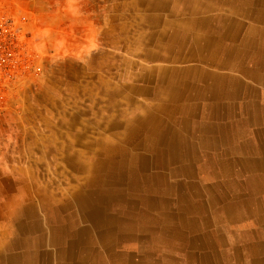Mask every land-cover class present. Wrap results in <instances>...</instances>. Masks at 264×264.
<instances>
[{"label":"crops","instance_id":"0c3cea01","mask_svg":"<svg viewBox=\"0 0 264 264\" xmlns=\"http://www.w3.org/2000/svg\"><path fill=\"white\" fill-rule=\"evenodd\" d=\"M16 1L29 5L31 1H37L39 5L31 8L39 9L43 15L47 14L46 0ZM143 1L147 0H134L130 5L125 1L124 5L115 9L111 6L96 9L95 5L89 6L90 0L80 1L83 5L87 3L84 10L87 9L88 14H93L94 27L96 28V21L102 23L100 28L104 31V38L110 41L109 44H115L123 53L118 56L100 57L110 63H117L116 69L112 70L110 66V69L103 73H94L96 77L93 79V92L103 94V106L94 108V111L89 113L86 125L82 122L81 114L67 118L61 114L58 92H55V103L49 102L53 95L46 98L47 112L43 118L44 128L40 135L43 136V141L49 143L67 142L66 145L55 147L51 152L52 156L65 157V163L72 159L68 167L82 178L74 179L64 191L50 189L48 183L41 184L38 188L32 183L25 185L27 196L41 194L39 199L43 201V208L39 209L37 216L20 215L23 221L29 222V226L31 223L40 225L45 222L50 211L59 219L53 221L50 226L44 224L32 232L25 230L28 236L23 231L25 235H21V240L17 241L19 245L0 251V264H52L50 258H54L58 247L73 249L61 236L62 226L73 233L85 226L91 230L89 238L84 232L76 238L77 246L73 249V259L77 262L95 264L92 253H98L99 249L106 255L112 254L114 247H105L104 242L106 238L113 239L115 233L105 231L104 227H91L88 223L90 221L83 216L89 211L88 207L83 209V213L82 210L74 211L76 220L69 221V212L63 209L68 199L62 197L60 192L64 195L74 194L78 185H84L82 179L89 175L85 169L93 158L96 160L110 157L109 165L106 164L100 172L101 177L108 178L107 175L113 170V163L120 159L121 155L117 152L121 148L129 152V155L147 157L148 173L160 171L167 174L168 171L162 168V163L167 167L165 156L178 158L177 163H174V166L178 167H183L181 160L187 156L203 157L204 163L208 162L205 159H210L212 169L205 168L206 173L214 174L209 178L210 184L221 176L228 178L230 176L226 174H232V177L228 178L231 182L220 184L223 188L212 186L208 189L210 193L211 190L214 192L212 196H216L217 200L226 199L221 189H224L223 193L227 190L244 193L249 184L247 180L254 175L258 177V181L253 186L249 185V188L258 187L263 190L264 195V1L247 0L246 4L242 5L243 0H157V6L153 8L155 13L152 16L151 35L155 49L152 54L144 56L130 55L129 30L137 33V27L143 24L140 17L145 14L142 12L145 10L146 14H150L149 9L143 6ZM118 11L120 16H117ZM129 12L135 15L134 22L130 25L127 19ZM139 12L142 14L136 17ZM147 32L135 34L133 40L136 42L138 37ZM248 37L250 42L256 45L246 44ZM96 58L95 55L88 57V61L92 60L95 66ZM188 68L190 70H184ZM250 69H253L251 73ZM73 74L79 75V71L61 70L55 83L56 91L63 87L71 88ZM148 112L161 113L166 117L164 121L167 124L157 126L142 123L141 119L145 118ZM27 135L33 136L32 133ZM108 148L112 156L105 155ZM80 156L89 157L82 162L78 159ZM240 158L247 159L252 164L263 163L262 168L258 170L252 165L253 169H244L238 164L235 165L234 161ZM216 161L222 164L221 168L215 167ZM88 184L86 195L89 196L84 200L90 201V209L91 204H102L103 198H99L98 193H111L114 198H118L119 194H126L124 187L111 186L103 193L96 186ZM259 195L260 193L257 199H254V205L258 202L264 209V196ZM33 201L36 199L26 198L21 194L17 204L38 206ZM202 202L207 214H188L185 217V231L178 238L171 237L168 240L170 248L166 249L157 241L152 242L155 247L144 246V251L155 254L152 262L166 264L164 256L168 255L167 264H264V227L258 222L263 221L264 217L260 212L256 215L255 211H252V215L246 216L239 213L234 201L216 203L217 205L212 203V207L207 198ZM170 203L168 199V204ZM228 207L231 209L230 213L227 212ZM117 215L121 227L128 226L124 215L121 212ZM172 225H176L175 220ZM45 229L47 232H44ZM153 233L158 234L159 230L155 229ZM139 234L143 235L141 231ZM42 236L44 238L41 240ZM182 237L187 241H183ZM35 238H40L38 245L36 242L32 243ZM203 239H210L211 245L204 244ZM88 240L97 248L84 246L89 244ZM123 240L119 238L115 244ZM257 243L263 244L260 249H256ZM85 253L91 256H84L87 258L84 262L78 260L80 256H75Z\"/></svg>","mask_w":264,"mask_h":264},{"label":"rangeland","instance_id":"374dc122","mask_svg":"<svg viewBox=\"0 0 264 264\" xmlns=\"http://www.w3.org/2000/svg\"><path fill=\"white\" fill-rule=\"evenodd\" d=\"M80 1L46 0L45 15L39 9L31 8L39 5L37 1H31V5L17 1L22 7L31 8V15L34 18L43 19V28L37 27L35 31L40 39L42 37L45 39L47 58L42 75L19 81L0 97V251L19 245L17 241L21 240V235H25L23 233L27 231L25 226H29V222L23 221L24 215L22 217L14 211L25 185L32 183L38 188L41 184L53 182L54 185L48 186L50 189L64 191L74 179L82 178L68 167L64 162L65 157L52 156L51 152L55 147L66 145L67 142L49 143L43 141L44 138L40 135L44 128L43 118L47 112L46 98L53 95L49 102L55 103L57 100L55 92H58L61 114L65 118L81 114L82 122L86 125V117L89 113L93 112L94 108L103 106V94L93 92L95 75L109 70L110 66L112 70L116 69L117 63L114 61L110 63L100 57L118 56L123 53L115 44H109L110 41L104 38V31L100 28L102 23L96 21V28L94 27L93 14H88L87 9L84 10L87 3L84 7ZM125 1L130 5L134 0H90L89 6L95 5L96 9L101 6H111L115 9L124 5ZM142 4L149 9L150 14H146L145 10L142 12L145 14L140 17L143 24H139L137 33L132 29L129 30L128 54L130 55L144 56V54H152L155 49L151 35L152 16L155 13L153 8L157 6V0L143 1ZM142 13L139 12L136 17ZM118 15L120 16L119 11ZM134 16L128 13L129 25L134 22ZM101 18H103L102 14ZM142 32L147 33L138 37L135 42L134 35H140ZM112 43H114L113 38ZM94 55L97 57L95 66L92 60L88 61V57ZM61 70L68 72L78 70L79 75L73 74L71 88L63 87L56 91L55 83ZM28 133H32L33 136L29 137ZM87 157L89 156L77 158L83 162Z\"/></svg>","mask_w":264,"mask_h":264},{"label":"bare ground","instance_id":"6f19581e","mask_svg":"<svg viewBox=\"0 0 264 264\" xmlns=\"http://www.w3.org/2000/svg\"><path fill=\"white\" fill-rule=\"evenodd\" d=\"M246 1L247 0H243L242 5L246 4ZM255 1H258V0H255ZM258 4H260V3H257V5ZM261 4H262V2H261ZM243 8H246V7L243 6ZM260 14H262V13H260ZM258 35H259V33L257 34V36ZM247 43L252 44V45H256V44H253L250 42V37L247 38L246 44ZM257 47L259 48L258 45H257ZM262 51L264 53V48H262ZM184 70H190V69L188 68V69H184ZM252 71H253V69L249 70L250 73ZM254 72H256V71H254ZM165 118L166 117L164 115H162L161 113L154 114L152 112H148L146 117L141 119V121H142V123H145V124H151V125H157L158 126V124H163V123L167 124L164 121ZM161 135H163V134H161ZM197 138H198V136H197ZM154 142H155V139H154ZM215 143H216V141H215ZM185 146H186V144H185ZM200 146H199V148H200ZM259 146H261V144ZM107 150L108 151L105 152V155H111V154H109V148ZM177 152H178V149H177ZM113 153H115V152H113ZM117 153L119 155H121V156H119L120 159H118L115 163H113V165H112L113 170H112L110 175H107V176H109L108 178L101 177L100 172L102 171V169L104 168V166L106 164L109 165L110 157L100 158V159H96V160L93 158L91 163H89V166L85 169L89 175H86V178L82 179L84 181V185H78V187H77L78 189L75 191L74 194L73 193L72 194L67 193V195H64L62 192H60L62 197H64L65 199H68L66 201V203L63 205V209L68 210L69 221H70V219L76 220V217H74V215H75L74 211L81 212V210H82V213H83V209L85 207H88L89 211L84 213L83 216L88 221L91 222V223L88 222L91 225V227H96V228H99V227L103 228L104 227L105 231H108L109 233L111 232V234L115 233L113 239H111L112 237L110 239L106 238V242H104L105 247L110 246V245L113 246L114 252L112 254L106 255L100 249H99L98 253L93 251L92 259L94 260L93 263H95V264L97 262L100 264H117L118 262H121V261H123L124 264H141V263H143V264H155L152 262L154 257H155V254L148 253L149 251L148 252L144 251V246L148 245L149 247H155V245L152 244V242L157 241L161 246H163L167 249L170 246V243L168 242V240H170L171 237L178 238L179 235L181 236V233H183L185 231V229H186L185 217L188 214H193V215H197V216H203V214H207L205 211V208L202 206V204H203L202 201H203V199H206V198L209 201L211 207L213 205L212 203L220 204L222 202H227V201L233 202L234 201V202H236V208L240 211L239 213H242V214H245L246 216H249V215H252V211H255L256 215H257V213L260 212V214L264 217V209H263V207H261L260 203L258 205V202H257L256 205H254V199H257V196L259 193H260L259 197L264 196L262 193L263 190L262 189L260 190V188H258V187L249 188V185L253 186L255 183H257L258 177L256 175L251 176L247 180L249 182V184L247 185L248 187L245 188L244 193H242V192L240 193V191L235 192L232 190H230V191L227 190V191H224V193H223L222 191L224 189L220 188L222 190L221 191L222 195L225 196L226 199L217 200L216 196H212L214 192L211 190L212 193H210V191L208 189H211L212 186L222 187L220 185L222 182L223 183L231 182V180H229L228 178H231L232 174H226L227 176H230L228 178H223L220 175L221 176L220 179H218L217 181L213 180V182H215V183L211 182V184H210L209 178H210V176H214V174L212 173V175H211L210 172L206 173V171H205V168H206V170L212 169L211 164H209V163H211L210 159L209 160L205 159V161H208V162L204 163L203 159H202L203 157H196V156H189L188 157L187 156L185 159L181 160L183 167H178L176 165L174 166V163H177V160H179L178 158H175V157L170 158L168 156H165L164 162L166 163L167 167H165L162 163V168L168 172H167V174H163L160 171H153L151 173H148V164H147L148 158L147 157L139 156L138 154L137 155H134V154L129 155L128 154L129 152L127 153L124 148H121L120 150H118ZM160 159L162 160V158H160ZM68 160L69 161H67L66 163L71 164L70 160H72V159H68ZM234 162H235V165L238 164V165L242 166L244 169H250V168L253 169L252 165H254L255 168H257V169L262 168V164H263V163L262 164L261 163L252 164L251 161H248L247 159H244V158L243 159L240 158L238 161H234ZM214 165H215V167H218V168L222 167V164L218 161H216V163H214ZM231 165H232V163H231ZM56 170H58V169H56ZM29 172H31V171H29ZM88 182H89V184H88ZM48 184L54 185L55 183L49 182ZM86 184H88V185L91 184V185L96 186L103 193H106V191L111 186L122 187V188L124 187V189L126 190V194H122V195L119 194L118 198H114V196L112 197L110 195L111 193L101 195L97 192L98 197L103 198V202L101 205L91 204L92 208L90 209L88 206L90 201L84 200L86 197L89 196V195H86V193H87ZM107 185H109V186H107ZM27 191L28 190L26 187L22 190L24 197L35 198L36 201H33V202L36 203L38 206H35V205L22 206L21 204H17L15 209H14L15 214L30 216V217L37 216V215H39V209L43 208V205H42L43 201H41L39 199L41 194L27 196ZM122 191L125 192L124 190H122ZM168 199L171 201L170 204H168ZM250 202H253V203H250ZM26 207H30V208L26 209ZM227 210H228L227 211L228 213L231 212V209L229 207L227 208ZM119 212H121L122 215H124V217H125L124 220L127 221L126 223L128 226L121 227V225L118 223V221H117L118 215L117 214H119ZM235 216H236V214H235ZM57 219H59L58 216H54V212L50 211L49 215L45 219L46 223L41 222L40 225L38 223H36V224L31 223L30 226L26 225L25 229L28 232H32L34 229H40L41 226L44 224L45 225L47 224L48 226H50L51 223ZM173 220H175V224H176L174 226L172 225ZM217 222H219V221H217ZM258 222L260 223V226L264 227V219H263V221H258ZM56 223H58V222L56 221ZM71 223H73V222H71ZM92 223L97 225V226H94ZM233 223H235V222H233ZM213 226H215V225H213ZM61 229H62V233H63L61 235L62 238H64V241H68L73 246V249H75L77 246V239L76 238H78V236L81 234V232H84L87 238H89V235L91 234L90 228H87L86 226L83 227L79 231H74V233L70 232L65 226H62ZM155 229L159 230L158 234L153 233V230H155ZM147 230H149L148 234H147ZM140 231L143 233V235L139 234ZM44 232H47V229H45ZM231 235H233V234L231 233ZM252 235H253V233H252ZM43 238L44 237L42 236L41 240ZM116 238L117 239L123 238L124 240L120 241L118 244H115V242L117 240ZM39 240H40V238H35V239H33L32 243L36 242L35 244L38 245ZM52 240H53V242L56 241V239H54V237L52 238ZM182 240L187 241L183 237H182ZM203 241H204V244L211 245L210 239H203ZM261 244L262 243H260V245H259L257 243L255 246L256 249H260L263 245V244L262 245ZM84 246H89V248H92V249L97 248L93 243H91V241H89V244L86 243ZM221 246H222V244H221ZM73 249L66 250V249L58 247L55 251L54 258H50L52 264H73V262H74V264H81V263L77 262L75 259H73V254H74ZM261 252H262V250H261ZM229 255H230V253H229ZM75 256H80L78 260L80 262H84V260L86 258L84 256H91V254L85 253V254H79V255H75ZM167 256H164L165 257L164 262L166 264L168 262ZM210 256H211V254H210ZM208 259H209V257H208ZM210 263H212V262L210 261Z\"/></svg>","mask_w":264,"mask_h":264},{"label":"built area","instance_id":"2783aa9c","mask_svg":"<svg viewBox=\"0 0 264 264\" xmlns=\"http://www.w3.org/2000/svg\"><path fill=\"white\" fill-rule=\"evenodd\" d=\"M31 13L16 0H0V97L19 81L42 75L46 68L45 39L35 31L44 22Z\"/></svg>","mask_w":264,"mask_h":264}]
</instances>
